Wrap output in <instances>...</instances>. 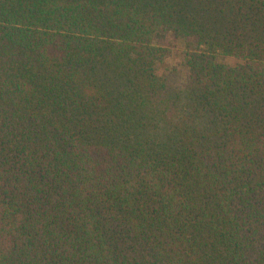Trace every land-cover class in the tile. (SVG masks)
I'll return each instance as SVG.
<instances>
[{
    "label": "trees",
    "instance_id": "obj_1",
    "mask_svg": "<svg viewBox=\"0 0 264 264\" xmlns=\"http://www.w3.org/2000/svg\"><path fill=\"white\" fill-rule=\"evenodd\" d=\"M0 264H264V0H0Z\"/></svg>",
    "mask_w": 264,
    "mask_h": 264
},
{
    "label": "rangeland",
    "instance_id": "obj_2",
    "mask_svg": "<svg viewBox=\"0 0 264 264\" xmlns=\"http://www.w3.org/2000/svg\"><path fill=\"white\" fill-rule=\"evenodd\" d=\"M171 63H176L175 58L173 57Z\"/></svg>",
    "mask_w": 264,
    "mask_h": 264
}]
</instances>
